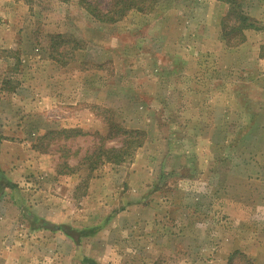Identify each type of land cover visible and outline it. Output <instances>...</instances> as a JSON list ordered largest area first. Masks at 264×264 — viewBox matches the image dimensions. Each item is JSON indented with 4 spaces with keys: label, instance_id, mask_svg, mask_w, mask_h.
<instances>
[{
    "label": "rangeland",
    "instance_id": "obj_1",
    "mask_svg": "<svg viewBox=\"0 0 264 264\" xmlns=\"http://www.w3.org/2000/svg\"><path fill=\"white\" fill-rule=\"evenodd\" d=\"M149 8L0 0V264H264V0Z\"/></svg>",
    "mask_w": 264,
    "mask_h": 264
},
{
    "label": "trees",
    "instance_id": "obj_2",
    "mask_svg": "<svg viewBox=\"0 0 264 264\" xmlns=\"http://www.w3.org/2000/svg\"><path fill=\"white\" fill-rule=\"evenodd\" d=\"M156 0H109L108 5L105 9L100 10L97 8V6L93 3H90L89 1L81 0V2L84 4V7L88 12L92 15V17L100 22H114L118 19L122 18L124 16V13L131 9H137L140 11H144L145 9H148V7H152L153 3ZM149 8V9H150ZM249 18L246 15H242V18L240 20L241 25L249 26L251 24L250 21H248ZM223 22V20H222ZM239 23V25H240ZM236 28V27H234ZM223 30V36H227V33H229V28H226V30ZM59 37V34L51 35L50 37ZM229 46V44H227ZM51 47H53V44H50ZM66 132L73 131L74 129H62ZM118 134L128 135L130 137L129 140H127V136L124 138V143H126L124 146L119 147H99L97 152V160L100 162H104L107 160L111 161H122L126 156H129L132 152V146L139 145L141 141L143 140V137H137L138 135L142 134V131L136 130V129H125L120 125L113 124L110 126V131L108 135L105 137H111ZM104 138V137H102Z\"/></svg>",
    "mask_w": 264,
    "mask_h": 264
},
{
    "label": "crops",
    "instance_id": "obj_3",
    "mask_svg": "<svg viewBox=\"0 0 264 264\" xmlns=\"http://www.w3.org/2000/svg\"><path fill=\"white\" fill-rule=\"evenodd\" d=\"M257 7H258V6L256 5V6L254 7V9L257 8ZM258 9H259V8H258ZM263 14H264V13H263ZM263 14H262V16H264Z\"/></svg>",
    "mask_w": 264,
    "mask_h": 264
}]
</instances>
